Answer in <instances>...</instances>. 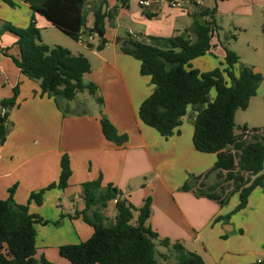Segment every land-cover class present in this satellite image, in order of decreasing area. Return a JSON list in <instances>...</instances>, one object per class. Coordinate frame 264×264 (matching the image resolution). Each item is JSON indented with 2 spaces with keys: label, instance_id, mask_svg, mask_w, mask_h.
<instances>
[{
  "label": "crops",
  "instance_id": "0c3cea01",
  "mask_svg": "<svg viewBox=\"0 0 264 264\" xmlns=\"http://www.w3.org/2000/svg\"><path fill=\"white\" fill-rule=\"evenodd\" d=\"M4 1L0 0V10L6 11ZM101 1L87 0L86 30L93 27L94 12ZM118 2L106 0L102 7L107 16L104 49H96L99 39L95 35L88 39L85 35L78 42L92 67L84 82L98 87L102 107L86 105L88 98L83 103L79 96L73 101L59 99L57 104L54 98L42 95L39 82L22 75L5 55L19 56L17 36L8 32L7 38L0 37V108L3 101L13 98L15 90L18 91L15 106L7 110L8 135L0 143V200L8 199L10 190L15 188V201L29 205L32 214L47 222L36 225V259L45 258L52 264H69L61 256L60 248L92 237L94 229L82 217L74 215L86 207L82 185L99 178L103 189L112 185L120 199L127 200L136 210L151 198L148 226L160 239L181 243L188 251L200 255L206 264H252L264 260V188H256L247 207L229 222L226 217L240 203L239 193L224 205L197 196L199 184L193 182L196 177H201L200 182L206 187L215 186L218 179L217 172L204 178L215 166L217 155L194 148L196 113L189 112L180 133L170 138L145 125L139 118V109L152 94L154 85L149 76L141 75V62L122 51L128 41L155 43L154 39H169L185 32L194 41L195 35L190 32L194 16L204 12L208 14L205 20L209 16L255 17L258 12L251 10L253 5L260 7L258 15H264V0H221L222 8L216 11H210L207 0L200 4L186 2L181 8L157 0L149 8L138 11H132L130 0H122L120 7ZM25 7L24 17L12 20L18 28H26L34 15L28 4ZM199 7L203 10L199 11ZM122 13L129 18L126 28L119 22ZM36 17L40 30L55 28L43 16L36 14ZM216 37L211 53L221 46ZM87 40L93 47L87 46ZM66 49L74 55L80 54ZM224 58L225 53L219 57L221 64ZM208 68H212L211 62ZM74 101L77 102L73 105ZM102 113L120 135L128 137L127 143L117 146L105 138L100 123ZM64 154L69 155L72 168L68 187L47 191L42 205L30 202L33 193L59 181ZM190 181L191 189L184 190ZM217 194H221L219 190ZM103 213L105 223L115 221L116 201L109 202ZM168 253L165 248L157 249L160 264H172L173 261L160 259Z\"/></svg>",
  "mask_w": 264,
  "mask_h": 264
},
{
  "label": "trees",
  "instance_id": "16d2710c",
  "mask_svg": "<svg viewBox=\"0 0 264 264\" xmlns=\"http://www.w3.org/2000/svg\"><path fill=\"white\" fill-rule=\"evenodd\" d=\"M34 15L26 28L3 25L2 33L17 36L19 56L10 57L22 75L39 82L42 95L55 99L73 101L88 91L100 107L103 99L98 87L85 83L84 76L91 72V63L83 54L74 55L61 46L50 48L41 43V30L36 14L46 18L50 24L64 34L79 42L81 36H97L98 51L104 49L107 41L106 14L102 0L94 12V24L86 30L87 0H23ZM5 2L13 6L12 0ZM208 14L201 12L194 16L191 40L188 32L169 39H154L155 43L128 41L122 51L141 62L140 72L149 76L154 85L152 94L142 103L139 118L147 126L155 129L162 137L170 138L179 134L183 119L194 109V148L201 153L216 154L217 161L209 173L217 172L218 182L206 187L201 177H196L194 185L199 184L195 194L217 200L221 205L239 193L240 203L226 217H231L244 210L252 192L264 188V128L250 129L247 125L242 133L254 132L250 139H243L236 133V115L239 110H247L251 100L257 95L263 80L262 74L255 68L244 66L239 75L236 66L239 56L224 47L223 68L210 72H201L191 68V62L206 56L212 49V41L217 33L214 18L205 20ZM88 47H93L87 40ZM222 44V43H221ZM2 53V51H0ZM215 95L211 97V92ZM18 91L13 98L3 101L0 108V143L5 142L9 132L8 109L15 106ZM60 107V106H59ZM5 109V114L2 110ZM66 114V112H65ZM101 128L105 138L122 146L128 141L126 135H120L113 123L102 113ZM59 181L37 193H33L30 202L42 205L47 191L58 188L64 190L72 176L71 161L64 154L60 162ZM191 181L184 190L191 189ZM83 199L86 207L74 217H82L94 233L80 244L66 245L60 248V254L69 264H160L157 258L156 243L169 251L160 256L162 261L172 264H206L203 258L188 251L181 243L160 239L159 235L148 226L151 217L152 199L147 198L139 209H135L127 200L119 197V192L109 185L102 188V178L86 182L83 185ZM221 194H217V192ZM15 188L10 190L6 200H0V264H52L45 258L36 259V225L44 224L38 215L32 214L29 205H20L14 199ZM116 201L117 215L112 226H105L103 210L109 202ZM134 210L138 212L134 216ZM252 264H264V260Z\"/></svg>",
  "mask_w": 264,
  "mask_h": 264
},
{
  "label": "rangeland",
  "instance_id": "374dc122",
  "mask_svg": "<svg viewBox=\"0 0 264 264\" xmlns=\"http://www.w3.org/2000/svg\"><path fill=\"white\" fill-rule=\"evenodd\" d=\"M91 1L93 0H88L89 3ZM121 1L122 0H119L118 7H120ZM4 3L6 4L7 10H0V29L3 25H12L17 27L12 20L16 19V17H24L26 10L24 1L15 0L13 2V6L7 4L5 1ZM130 3L132 4V11H138L142 8L138 5V0H130ZM206 6L210 9V11H216L217 9L222 8V2L221 0H207ZM89 9L90 7H88V10ZM116 10H118V8L114 11ZM201 10H203V8L199 7V11ZM251 10L258 12L259 14L261 13V11H259L260 7L258 6L253 5ZM258 13H256L255 17L240 15L233 19L227 16L214 17L218 26L217 35L218 40L222 43L221 46L215 48L212 53H208V56L199 58V61L194 60L191 62V68L197 70L200 69L199 71L201 72H210L216 68H220L222 65L219 57L225 53V47L228 50L235 52L240 58L239 63L236 66L237 75H239L244 66L254 67L256 72L262 74L263 80L258 87L257 95L252 98L249 108L245 111L239 110L237 112L235 119L237 134L242 133L241 129L244 125H247L250 129L264 128V15H258ZM4 17H7L10 20H5ZM212 18L213 16H209L208 21H211ZM119 22L121 23L122 28H126L129 18H126L122 13L119 15ZM6 34L7 32L2 33L0 37L6 36L7 38ZM216 36L213 38L214 43L217 42ZM85 38H87V36H85ZM41 43L50 48L61 46L63 48H71L73 51H79L80 54L86 53V51L82 50L77 41L73 40L57 28L41 30ZM209 62L212 63V68H208ZM214 95L215 90L211 92V97ZM78 96L79 100L83 101V103H85V100L88 98V103L86 102V105L93 107L98 104L96 99L92 97L88 91H84ZM76 102L77 101H74L73 105L76 104ZM189 112L195 113L192 108L189 109ZM114 223V220H110L105 223V226L109 227L114 225ZM156 248L159 250L164 249V247L159 246L158 243H156Z\"/></svg>",
  "mask_w": 264,
  "mask_h": 264
},
{
  "label": "built area",
  "instance_id": "2783aa9c",
  "mask_svg": "<svg viewBox=\"0 0 264 264\" xmlns=\"http://www.w3.org/2000/svg\"><path fill=\"white\" fill-rule=\"evenodd\" d=\"M17 1H23V0H17ZM157 0H138V5L143 7V8H149L152 3ZM202 0H166V2L175 8H181L184 3L186 2H194L197 4H200ZM81 40L83 39V36L80 38ZM2 114H5V109L2 110ZM243 136V139L247 140L250 139L253 135L254 132L247 131L245 133H240Z\"/></svg>",
  "mask_w": 264,
  "mask_h": 264
},
{
  "label": "water",
  "instance_id": "95a60500",
  "mask_svg": "<svg viewBox=\"0 0 264 264\" xmlns=\"http://www.w3.org/2000/svg\"><path fill=\"white\" fill-rule=\"evenodd\" d=\"M124 46H126V44L124 43Z\"/></svg>",
  "mask_w": 264,
  "mask_h": 264
}]
</instances>
